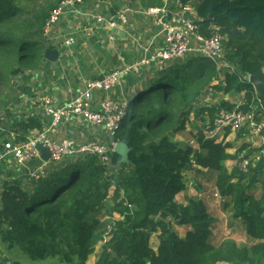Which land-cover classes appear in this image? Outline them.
Listing matches in <instances>:
<instances>
[{"label": "trees", "instance_id": "16d2710c", "mask_svg": "<svg viewBox=\"0 0 264 264\" xmlns=\"http://www.w3.org/2000/svg\"><path fill=\"white\" fill-rule=\"evenodd\" d=\"M61 1L0 0V56L4 64L18 65L10 77L39 67L45 48L43 27ZM83 1L107 2L112 14L118 10L117 0ZM180 1L195 7L203 36L209 37L215 27L225 39L223 62L217 67L189 54L153 70L131 92L127 115L115 135V142L129 149L127 164H120L114 152L109 165L93 155L66 157L49 163L41 177L24 187L5 184L0 194V241L7 250L18 249L36 263L51 259L86 264L109 227L95 264H264V146L253 149L243 143L230 155L231 145L205 139L201 132L194 136L197 149L174 139L186 130L193 111L207 113L205 119L212 120L216 111L237 106L224 100L220 107L196 110L209 91L242 94V110L256 104L259 97L248 79L264 69V0ZM263 110L256 111V119L264 123ZM16 127L21 136L17 143L41 129L35 119ZM228 134L226 130L224 136ZM244 160L249 161L245 172L239 166L227 171L226 162ZM203 171L214 173L216 193L231 218L243 225L252 246L239 247L232 240L209 242L214 220L203 201L190 199L186 206L175 202L186 189V173L196 176ZM104 209L108 217L116 213L119 219L100 234ZM172 224L188 230L180 237Z\"/></svg>", "mask_w": 264, "mask_h": 264}, {"label": "crops", "instance_id": "0c3cea01", "mask_svg": "<svg viewBox=\"0 0 264 264\" xmlns=\"http://www.w3.org/2000/svg\"><path fill=\"white\" fill-rule=\"evenodd\" d=\"M152 1L159 3V8L164 5V0H117V11L125 12L127 10L125 12L127 24L119 31L103 30L101 27L96 26L87 16L88 13L111 14V5L107 2H102L103 4L101 5L99 2H84L83 7L78 9V13L66 12L50 30L47 37L44 38L45 48L39 67L23 74L11 76L10 79L6 78L1 82L0 153L2 152L3 144L15 141L16 138L21 137L16 127L18 124L29 119H35L40 123L41 129L28 132L24 135L26 139L47 128L50 120L45 115V100H50L53 106H62L75 99L84 90L87 81L98 79L102 75L114 72L121 66L131 65L137 61L143 48L151 46L156 50L162 49L163 37L158 35L153 21L141 14L147 8L157 7L154 5L147 6ZM111 35L114 36L113 41H109ZM69 40H71V43L66 46V41ZM46 49L58 51L56 62L51 63L44 59V51ZM161 67H163V64L160 63L141 70L138 75H129L122 80L120 86L112 89L109 93H94L92 99L93 107H97L99 102L105 98L117 102L128 101L131 92L143 84L150 77L153 70ZM262 71L264 73V69ZM6 77H10L9 72ZM213 94L211 93V97ZM239 95L242 96V94ZM206 96L207 93L204 97H201L197 103L196 110L208 107L207 104H203ZM206 114L195 115L193 111L190 124L184 132L175 136V141L185 145L181 139L183 134L188 132L195 134L198 132L200 124L205 121L204 116ZM49 137L53 142L70 140L77 146L88 143L103 145L110 143L109 136L102 128L91 126L77 116H74L69 122L55 127L49 133ZM221 141L231 145L233 150L229 149V151H232V153H228L230 155H233L235 150L243 143L248 144L253 149L260 148L256 140L249 142L243 134L230 133L227 136L223 134ZM255 159L257 160L258 157ZM39 166H41V162L38 159L32 160L27 164L26 168L17 166L8 158L0 161V194L5 184L20 183L23 184V187L26 186L30 180L27 169H36ZM197 187L196 190L200 191L201 185ZM187 195L192 196V192L188 188L176 196L175 202L177 203V198ZM192 198L188 197L187 201ZM200 200L203 201V199ZM182 203L177 204L187 205L185 200H182ZM172 226L174 227L173 224ZM180 229L183 233L188 230L184 226H181ZM177 234L181 237L179 230ZM156 246L151 247L155 250Z\"/></svg>", "mask_w": 264, "mask_h": 264}, {"label": "built area", "instance_id": "2783aa9c", "mask_svg": "<svg viewBox=\"0 0 264 264\" xmlns=\"http://www.w3.org/2000/svg\"><path fill=\"white\" fill-rule=\"evenodd\" d=\"M98 2L100 5L103 4L101 1ZM83 5V0H62L51 11L44 24L43 38L47 37L50 30L66 12L78 13V9L82 8ZM125 12L116 11L114 14L88 13L87 16L103 30L119 31L127 24ZM141 14L153 21L158 35L163 37L162 49L156 50L151 46L143 48L137 61L131 65L121 66L99 79L87 81L84 90L75 99L62 106H53L50 100H45V115L50 120L47 128L23 142L11 141L3 144L0 161L8 158L17 166L26 168L28 163L38 159L41 166L36 169H27L30 180L34 181L44 174V169L49 163H58L66 157L93 155L99 159L102 165H109L110 153L113 152L116 144L115 135L127 115V101L117 102L105 98L99 102L97 107H93L94 93H109L112 89L120 86L122 80L129 75H138L141 70L160 63L166 66L168 63L175 62L189 54L209 59L217 67L223 62L225 56L223 43L225 39L215 27L210 28L211 34L209 37L201 34L196 9L192 4H183L180 0H164V5L161 8L150 7L142 11ZM113 38L114 36L111 35L109 41H113ZM70 43L71 40L66 41V46H69ZM209 96H211V91L208 92L206 98ZM242 105L240 103L233 110H218L212 120L205 119L201 130L199 129L198 132H201L205 139L215 140L216 143H220V139L223 134L225 135L226 130L236 134L240 132L249 142L256 140L259 146L263 147L264 123L262 119H256V111L259 108L262 110L264 106L260 99H257L256 104L250 106L247 110H242ZM74 116L82 118L91 126L102 128L109 136L110 143L106 145L88 143L77 146L70 140L53 142L49 137V133L55 127L69 122ZM190 144L192 145L190 147L198 148L195 139L191 140ZM38 145L47 149L49 153L47 162L40 158ZM248 163V160L240 163L241 171H246ZM126 206L131 209V206L127 204ZM107 229L108 231L100 241L102 244H105L108 240L110 228Z\"/></svg>", "mask_w": 264, "mask_h": 264}, {"label": "rangeland", "instance_id": "374dc122", "mask_svg": "<svg viewBox=\"0 0 264 264\" xmlns=\"http://www.w3.org/2000/svg\"><path fill=\"white\" fill-rule=\"evenodd\" d=\"M149 5H154L157 7L160 6L159 3H154L153 1L147 4V6ZM0 59H1L0 60V86H2L1 85L2 81H4L6 78H9V79L11 78V77H6L7 73L16 69L18 65L15 63H11L12 65L7 64V63L4 64L5 59L2 56H0ZM221 79L223 80V76L221 77ZM216 83L217 82H215L214 84ZM241 97H242L241 95H237V94H229L226 96L222 92H217L216 94H213L212 97L209 96L205 98L204 99L205 102H203V104H207L208 107L209 106L210 107H218V106L220 107L222 101L227 100L232 105H239L241 103L240 101ZM217 112L218 111H216L215 114ZM215 114L213 116H215ZM208 118H210V116H208ZM201 127H202V124H200V130H201ZM196 134L197 132L195 134H192L189 132L184 133L181 139L182 141H184L185 145L187 144L190 147L192 146L190 144V141L191 140L193 141L194 136ZM227 153H232V151L228 150ZM235 166H239L241 170L240 164H237L236 161H228L225 163V167L229 173L232 171L233 167ZM185 179L189 181V183H187L186 185V190L187 188L190 189L192 192V196H188V195L184 197L181 196L177 198L176 201L179 204H183L182 200H185L188 203L187 201L188 197H191V198L193 197L192 199L196 201H198L199 199H203L204 201L203 203L206 206V212L214 220V224L211 228V233L212 234L214 233L215 236L211 234V238L209 242L217 243L223 240H232L239 247H250L253 245V241L247 238V235L245 234V231L243 229V225L239 221L231 219L232 214H231L230 209H226L224 207V201L216 193V189L214 188V173L203 172L201 175L195 176L193 172L192 173L189 172V173H186ZM197 185H201L200 191L196 190ZM113 189H114V186L112 185L111 190L109 191V196L112 195ZM255 193L258 194L259 192L256 191ZM109 201H107L108 202L107 205L112 207L113 202H109ZM101 214L102 215H101L100 228H99L100 234L103 232L106 225H109L110 222H114L117 219H119V216L116 213L112 214L111 217H108L107 214H105V209L104 211H102ZM166 221H169V220H166ZM175 228H176L175 230L176 232L179 230L181 237L185 235L186 232L183 233L180 227H178L177 225L176 226L174 225V227L172 226V229H175ZM156 242L157 241L155 239V236H152L150 239L151 246L155 247ZM102 246L103 244L101 242H98L96 244L94 252L92 256L89 257L87 264H95L97 262L99 255L101 253ZM0 264H59V263L56 260H51V259L44 261V262H40V263L32 262L31 260L27 258V256L23 255L18 249L7 250L0 241Z\"/></svg>", "mask_w": 264, "mask_h": 264}, {"label": "water", "instance_id": "95a60500", "mask_svg": "<svg viewBox=\"0 0 264 264\" xmlns=\"http://www.w3.org/2000/svg\"><path fill=\"white\" fill-rule=\"evenodd\" d=\"M44 59L48 62H56L58 59V51H51L49 49H46L44 51ZM258 73L256 75L249 77V83L253 86V89L256 91L259 99L261 100L263 106H264V74ZM39 152H40V158L47 162L49 159V153L47 149L42 148L41 146H37ZM113 152L120 157V164H127L128 162V154L129 149L126 146V144L122 142H117L113 148Z\"/></svg>", "mask_w": 264, "mask_h": 264}]
</instances>
